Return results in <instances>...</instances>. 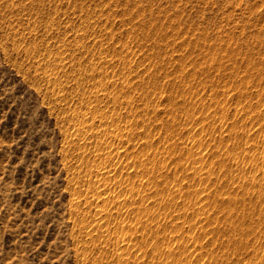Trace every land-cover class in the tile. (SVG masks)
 I'll return each instance as SVG.
<instances>
[{"label": "rangeland", "instance_id": "obj_1", "mask_svg": "<svg viewBox=\"0 0 264 264\" xmlns=\"http://www.w3.org/2000/svg\"><path fill=\"white\" fill-rule=\"evenodd\" d=\"M0 264H264V0H0Z\"/></svg>", "mask_w": 264, "mask_h": 264}]
</instances>
